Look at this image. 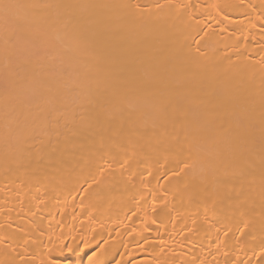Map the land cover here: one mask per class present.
I'll return each instance as SVG.
<instances>
[{"label": "bare ground", "instance_id": "6f19581e", "mask_svg": "<svg viewBox=\"0 0 264 264\" xmlns=\"http://www.w3.org/2000/svg\"><path fill=\"white\" fill-rule=\"evenodd\" d=\"M0 264H264V0H0Z\"/></svg>", "mask_w": 264, "mask_h": 264}]
</instances>
